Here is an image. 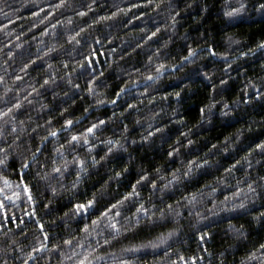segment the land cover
I'll return each mask as SVG.
<instances>
[{"label":"clouds","instance_id":"obj_1","mask_svg":"<svg viewBox=\"0 0 264 264\" xmlns=\"http://www.w3.org/2000/svg\"><path fill=\"white\" fill-rule=\"evenodd\" d=\"M0 264H264V0H0Z\"/></svg>","mask_w":264,"mask_h":264}]
</instances>
